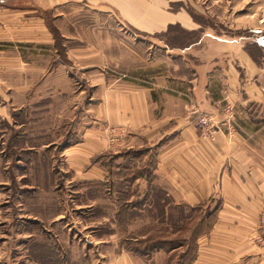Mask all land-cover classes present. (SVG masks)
I'll return each instance as SVG.
<instances>
[{
    "label": "crops",
    "instance_id": "0c3cea01",
    "mask_svg": "<svg viewBox=\"0 0 264 264\" xmlns=\"http://www.w3.org/2000/svg\"><path fill=\"white\" fill-rule=\"evenodd\" d=\"M70 6L87 19L71 17ZM166 6L0 0V264H65V248L66 264H82L80 244L66 241L60 224L64 185L90 191L89 201L108 188L111 217L155 216L156 201L157 217L195 210L187 264H264V48L254 60L240 35L208 27L187 48H146V35L168 25L198 28ZM50 19L70 43L62 59ZM197 112L212 115V138L193 126ZM110 127L124 129L113 146ZM127 154V164L115 160ZM120 168L127 175L116 178ZM112 237L102 264H177L173 253L183 248L145 252Z\"/></svg>",
    "mask_w": 264,
    "mask_h": 264
},
{
    "label": "rangeland",
    "instance_id": "374dc122",
    "mask_svg": "<svg viewBox=\"0 0 264 264\" xmlns=\"http://www.w3.org/2000/svg\"><path fill=\"white\" fill-rule=\"evenodd\" d=\"M165 9L169 12L185 11L194 23L201 24L198 25V29L203 32L208 27L210 30L212 28V31L219 33L240 35L245 40L254 37L264 41V0H167ZM65 10L69 12L68 14L71 17L81 16L83 19H87V12H84L83 9L79 10L77 7L70 6ZM98 20L97 26L100 24ZM87 21L81 22L84 24H81V33L84 36L88 35L87 28L89 23ZM92 22L95 23L96 20L93 19ZM176 25L177 28L168 25L155 35H146L144 41L146 48L153 49V47L159 46L162 48L164 46L179 48L184 45V33L181 32V29L185 28L179 24ZM64 26L66 31L73 30V24L67 23ZM112 27L113 31H122V25L118 22H114ZM49 30L53 39V47L58 52L59 58L62 59V51L70 43L62 41V37L55 29L54 24L51 23V19ZM262 50H259L258 53L256 51L253 52L256 55L260 52L261 55ZM128 159H130L128 154L123 158H115L119 162H126L125 164H127ZM121 170L122 168L118 172L115 171L117 172L116 178L126 174V172L122 173ZM63 187L61 198L64 202L61 207H64V217L60 224L65 226L66 241H68L67 237H69L80 244L82 264L88 259L97 260V264H102L101 257L104 256L106 242L113 240L112 235L114 233L118 235L119 240H133L128 242L130 248L145 252L158 248L165 252L171 247L180 245L183 248L177 253H173L174 258L177 260V264H187L193 251L192 239L198 232L195 222L200 214L195 210L174 208L166 216L160 215L157 217L156 213L158 211L160 213L163 212L160 209L163 205L158 204L156 201L155 216H151L148 211L143 216L133 215L126 217V215L118 212V214L111 217L112 207L109 205L111 204L109 200L111 194L105 195L108 189L105 186L99 191L100 198L92 201H89V198L92 199L93 197L90 191L79 189L78 186L73 185H64ZM75 189H78L77 192ZM188 218L189 221H186L185 219ZM192 223L193 226L189 225ZM127 225L130 226L129 230ZM142 233L144 235L143 240L140 239ZM67 250L65 248V264L67 263Z\"/></svg>",
    "mask_w": 264,
    "mask_h": 264
},
{
    "label": "built area",
    "instance_id": "2783aa9c",
    "mask_svg": "<svg viewBox=\"0 0 264 264\" xmlns=\"http://www.w3.org/2000/svg\"><path fill=\"white\" fill-rule=\"evenodd\" d=\"M190 106V105H188ZM232 109L228 103L224 104V113L228 121L231 120ZM193 126L198 129L199 134L204 137L212 138L213 135L219 131L212 115L206 113H195L192 120ZM124 129L121 127H110L105 130V140L108 146H113L118 142V139L123 135ZM258 223H264V211L260 213Z\"/></svg>",
    "mask_w": 264,
    "mask_h": 264
},
{
    "label": "trees",
    "instance_id": "16d2710c",
    "mask_svg": "<svg viewBox=\"0 0 264 264\" xmlns=\"http://www.w3.org/2000/svg\"><path fill=\"white\" fill-rule=\"evenodd\" d=\"M197 24H199V23H197ZM199 25H201V24H199ZM171 26H173V28H177L176 24L171 25ZM181 32L184 33V38H183V44L184 45L179 47L180 49L187 48V47L199 42V40L201 39L202 33H203V31H200L198 28L196 30H185V29L182 30L181 29ZM244 48L254 60H257L256 56L260 55V52L258 55H256V53H254L253 51H256L258 53V51L260 49H263L264 48V41L263 40L261 41L259 39L254 38V37L247 39L245 41Z\"/></svg>",
    "mask_w": 264,
    "mask_h": 264
}]
</instances>
